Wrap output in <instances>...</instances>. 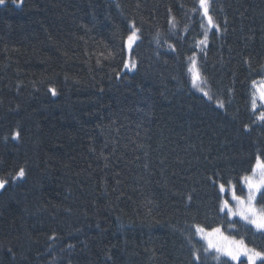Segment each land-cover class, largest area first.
Returning <instances> with one entry per match:
<instances>
[{"label":"trees","instance_id":"obj_1","mask_svg":"<svg viewBox=\"0 0 264 264\" xmlns=\"http://www.w3.org/2000/svg\"><path fill=\"white\" fill-rule=\"evenodd\" d=\"M263 66L264 0H0V264H249L197 225L264 254L221 208L264 161Z\"/></svg>","mask_w":264,"mask_h":264},{"label":"rangeland","instance_id":"obj_2","mask_svg":"<svg viewBox=\"0 0 264 264\" xmlns=\"http://www.w3.org/2000/svg\"><path fill=\"white\" fill-rule=\"evenodd\" d=\"M211 27L206 25L204 40L208 36ZM132 41L129 43V40ZM137 40L136 32L131 35L126 42L127 59L130 58L131 47ZM191 58L188 62V69L191 76V87L202 94L203 80L200 71ZM263 76L253 83L252 107L258 110V119L264 120V66ZM5 181L0 180V190ZM242 185L245 189L244 195H238L233 185L221 186V192L226 194L223 197L221 208L231 218H239L252 227L264 231V212L256 204V199L260 191L264 188V161L257 159L252 172L242 178ZM197 235L206 244L220 255H224L233 261L245 259L249 264H255L259 260H264V254L254 250L244 243L243 240L227 236L221 228L206 229L200 225L195 226Z\"/></svg>","mask_w":264,"mask_h":264}]
</instances>
